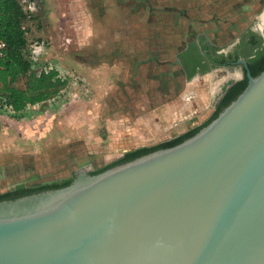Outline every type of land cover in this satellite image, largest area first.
<instances>
[{"label":"water","instance_id":"1","mask_svg":"<svg viewBox=\"0 0 264 264\" xmlns=\"http://www.w3.org/2000/svg\"><path fill=\"white\" fill-rule=\"evenodd\" d=\"M87 170L0 201V264H264V69L178 144Z\"/></svg>","mask_w":264,"mask_h":264},{"label":"rangeland","instance_id":"2","mask_svg":"<svg viewBox=\"0 0 264 264\" xmlns=\"http://www.w3.org/2000/svg\"><path fill=\"white\" fill-rule=\"evenodd\" d=\"M34 1L27 42L41 45L38 67L51 66L63 86L18 113L0 103V194L22 186L18 182L62 179L91 156H99L95 165L108 166L133 147L158 146L200 127L228 74L216 70L186 83L175 72L166 76L168 66L175 71L166 62L216 21L221 31L234 24L239 32L245 27L240 20L249 22L262 4ZM243 7L250 9L245 15ZM235 33L215 42L224 44Z\"/></svg>","mask_w":264,"mask_h":264},{"label":"trees","instance_id":"3","mask_svg":"<svg viewBox=\"0 0 264 264\" xmlns=\"http://www.w3.org/2000/svg\"><path fill=\"white\" fill-rule=\"evenodd\" d=\"M32 19L23 14L16 0H0V43L3 48L0 52V103L6 106L13 113L21 112L27 105H35L44 102L50 96L57 93L63 86L54 71L46 74L40 73L36 75V69L33 68L28 58V42L25 36L27 29L24 27L26 23ZM191 50L192 46L182 53L185 56ZM264 69V59L254 69H250L252 77L257 75ZM245 83H239L237 87L228 92L227 97L222 101L217 110L203 123L200 127L207 124L215 118L216 114L225 107L237 94L244 88ZM200 127L194 128L189 132L176 137L166 143L150 148H140L134 151L124 153L118 161L92 173L96 174L109 167L121 164L128 160L137 158L156 149L167 148L178 144L183 139L193 135ZM62 181L59 184H53L50 187H39L35 190L22 189L21 186L15 187L16 192H7L0 195V201L12 200L24 195L37 193L46 189H57L66 186L70 180Z\"/></svg>","mask_w":264,"mask_h":264},{"label":"flooded vegetation","instance_id":"4","mask_svg":"<svg viewBox=\"0 0 264 264\" xmlns=\"http://www.w3.org/2000/svg\"><path fill=\"white\" fill-rule=\"evenodd\" d=\"M257 2L258 4L262 3L259 11L251 16L252 18L249 22L244 18L240 20L245 24V27L239 32L235 33L236 27L234 24H226V31H221L218 24L219 22L216 21L212 30H203L195 33L192 42L187 43V45L175 53L173 62L177 61V65H174L173 62H166V66L172 64L175 70H171V67L168 66L170 70L168 69L166 76H170L171 73L173 74V72H175V74L181 76L182 80L186 83L193 81L194 78L197 79L216 70H222L228 74L227 78L214 90L210 116L217 110L222 101H224L228 92L237 87L239 83L246 84V70L251 76L250 69L258 67L264 59V24L262 19L264 14V0H257ZM249 11L250 9L248 8H241L242 15H245ZM211 21L214 20L211 19ZM231 32L235 34L230 37L228 42L224 44L215 42V37L222 38L225 33L230 34ZM223 40L224 38H222L221 41ZM189 46H192L194 50L190 49L188 54L180 56L182 53L186 52ZM240 61L244 62L246 70L243 69ZM189 131L190 130L186 132ZM136 149L137 148L132 149L131 151ZM106 166L107 164L99 163L95 165V163L87 162L83 167L88 168L87 173L92 174ZM75 171H70V173L67 174L66 177H62V179H44V181L40 180L38 182L37 180H27L25 182H18L17 184L22 185L21 188L27 190H35L44 186L50 187L53 184H59L62 181L70 179L74 176ZM14 189L10 191L13 192V194L16 192Z\"/></svg>","mask_w":264,"mask_h":264},{"label":"built area","instance_id":"5","mask_svg":"<svg viewBox=\"0 0 264 264\" xmlns=\"http://www.w3.org/2000/svg\"><path fill=\"white\" fill-rule=\"evenodd\" d=\"M18 5L20 6L23 14H25L27 17H30L35 11H36V3L34 0H16ZM26 28V25L24 26ZM3 48V44L0 43V52ZM42 54V48L41 45L37 42H33L31 44H28V58L31 61L33 68L36 69V75L40 73L46 74L49 71H53L51 66L49 65H41L38 67V58Z\"/></svg>","mask_w":264,"mask_h":264},{"label":"crops","instance_id":"6","mask_svg":"<svg viewBox=\"0 0 264 264\" xmlns=\"http://www.w3.org/2000/svg\"><path fill=\"white\" fill-rule=\"evenodd\" d=\"M135 148L136 147H133L132 149H135ZM122 152H125V151H122ZM98 158H99V156H91V157L88 158V160H91L90 163L94 164L95 160L98 159ZM88 160H85V161H88Z\"/></svg>","mask_w":264,"mask_h":264},{"label":"bare ground","instance_id":"7","mask_svg":"<svg viewBox=\"0 0 264 264\" xmlns=\"http://www.w3.org/2000/svg\"><path fill=\"white\" fill-rule=\"evenodd\" d=\"M262 19H263V24H264V14H263V17H262Z\"/></svg>","mask_w":264,"mask_h":264}]
</instances>
